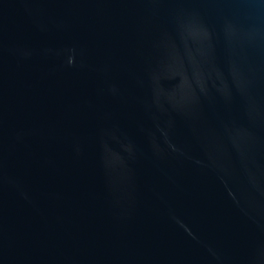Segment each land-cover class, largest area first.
I'll list each match as a JSON object with an SVG mask.
<instances>
[{"label": "water", "instance_id": "1", "mask_svg": "<svg viewBox=\"0 0 264 264\" xmlns=\"http://www.w3.org/2000/svg\"><path fill=\"white\" fill-rule=\"evenodd\" d=\"M0 264H264V0H0Z\"/></svg>", "mask_w": 264, "mask_h": 264}]
</instances>
